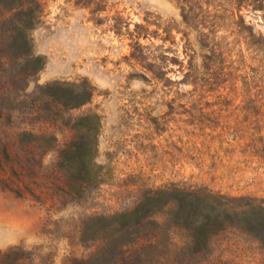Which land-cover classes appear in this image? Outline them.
I'll return each instance as SVG.
<instances>
[{"label": "rangeland", "instance_id": "obj_1", "mask_svg": "<svg viewBox=\"0 0 264 264\" xmlns=\"http://www.w3.org/2000/svg\"><path fill=\"white\" fill-rule=\"evenodd\" d=\"M40 1L30 37L44 67L27 94L59 81L86 82L93 95L73 109L13 112L12 25L0 11V251L12 264L88 259L101 246L85 236L88 221L130 211L158 189L264 204V0ZM186 3L196 9L188 23ZM137 23L153 36L135 49ZM86 115L99 120L93 183L61 167ZM199 264H264V247L232 227Z\"/></svg>", "mask_w": 264, "mask_h": 264}, {"label": "trees", "instance_id": "obj_2", "mask_svg": "<svg viewBox=\"0 0 264 264\" xmlns=\"http://www.w3.org/2000/svg\"><path fill=\"white\" fill-rule=\"evenodd\" d=\"M185 6L183 17L188 23L187 20L195 17L196 9L187 8V3ZM0 11L10 13L6 18L12 25L9 42L14 63L12 111L19 113L25 108H41L39 105L43 104L41 110L49 113L54 105L73 109L89 102L93 90L86 82L67 86L56 81L39 85L40 95L36 97L27 94L31 79L44 67L43 58L33 54L30 37V31L41 19V1L0 0ZM164 33L167 36L163 39L169 40V31L164 29ZM128 34L135 49L141 46L142 36H153L148 26L138 23L134 32ZM153 34L162 36L158 30ZM79 122L88 129L75 128L77 137L63 150L61 167L72 177V167H76L77 181L93 183L97 175L90 162L97 150L99 120L96 115H86ZM22 134L36 136L29 131ZM160 214L164 216L162 222L156 219ZM232 227L253 236L264 247V204L204 188L158 189L148 193L130 211L88 221L85 236L101 242V246L91 257L76 260L74 264H199L213 239ZM175 234L181 237L179 243ZM9 259V253L0 251V264H12Z\"/></svg>", "mask_w": 264, "mask_h": 264}]
</instances>
